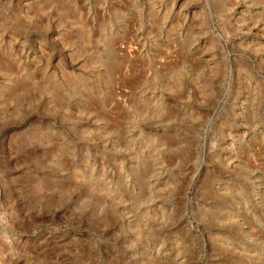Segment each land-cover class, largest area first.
Masks as SVG:
<instances>
[{"label":"rangeland","instance_id":"374dc122","mask_svg":"<svg viewBox=\"0 0 264 264\" xmlns=\"http://www.w3.org/2000/svg\"><path fill=\"white\" fill-rule=\"evenodd\" d=\"M0 264H264V0H0Z\"/></svg>","mask_w":264,"mask_h":264}]
</instances>
